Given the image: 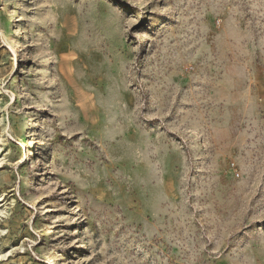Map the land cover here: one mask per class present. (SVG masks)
Segmentation results:
<instances>
[{
	"label": "rangeland",
	"instance_id": "obj_1",
	"mask_svg": "<svg viewBox=\"0 0 264 264\" xmlns=\"http://www.w3.org/2000/svg\"><path fill=\"white\" fill-rule=\"evenodd\" d=\"M0 264H264V0H0Z\"/></svg>",
	"mask_w": 264,
	"mask_h": 264
}]
</instances>
